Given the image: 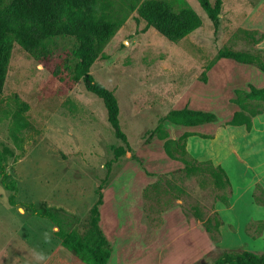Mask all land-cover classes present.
I'll return each mask as SVG.
<instances>
[{"label":"rangeland","instance_id":"374dc122","mask_svg":"<svg viewBox=\"0 0 264 264\" xmlns=\"http://www.w3.org/2000/svg\"><path fill=\"white\" fill-rule=\"evenodd\" d=\"M141 1H107L105 10L119 26L105 44L103 56L91 66L95 80L112 90L117 99L119 124L127 143L114 135L102 100L88 92L82 80H73L74 39L64 35L50 38L49 53L39 58L13 42L0 92V146L7 144L15 152L6 170L16 190L5 188L0 179V264H45V257L60 246L50 219L22 213L17 206L25 210L23 203L44 202L56 209L62 229L76 228L86 234L97 185L109 179L112 184L103 186L100 206L106 237L112 236L116 213L120 221L130 215L141 224L139 217L144 213L155 228L165 212L169 218L163 239L165 255L184 246L177 233V212L186 210L194 216L197 208L202 219L212 217L217 202L227 199L230 190L215 187L206 171L185 176L182 162L166 155L160 139L147 142L159 118L171 108L210 111L217 117L196 126L167 123V130L175 136L194 133L188 138L189 157L214 164L213 156L206 155L213 151L208 147L210 138L219 136L226 143L222 148L228 157L259 151L247 154V168L256 162L251 170L264 183V139L258 137L264 136V111L253 117L252 134L242 125L228 124L237 109L232 101L235 90H245L248 84L264 86V74L256 65L217 57L223 47L264 52V36L260 37L264 33V0H221L216 29L198 0H166L174 10L192 8L201 20L199 27L176 42L145 27L137 15ZM19 107L28 126L17 133L21 141L14 142L10 128ZM126 144V152L107 166L113 148ZM156 180L155 191L150 185ZM147 181L152 183L145 186ZM11 195L17 206L9 204ZM216 216L220 218L219 213ZM221 229L223 235L219 230L213 233L212 257L223 250L264 251L262 205L249 210L245 223L232 221ZM201 232L197 242L204 247L207 242L204 244ZM134 234L135 245L125 246L119 236L112 242L121 254L114 252L116 259L122 257L125 264L143 247L142 231ZM151 248L146 255H153ZM55 252L48 264H63L62 258L66 264L77 262L64 247ZM40 254L44 259H38Z\"/></svg>","mask_w":264,"mask_h":264},{"label":"trees","instance_id":"16d2710c","mask_svg":"<svg viewBox=\"0 0 264 264\" xmlns=\"http://www.w3.org/2000/svg\"><path fill=\"white\" fill-rule=\"evenodd\" d=\"M108 0H0V92L4 86L8 62L10 59L13 42H17L25 51L36 58L49 53L47 47L50 38L57 36H69L76 42L74 51L76 60L72 68L73 80H82L85 89L100 98L106 109V119L111 126L114 135L127 143V136L119 124V105L112 90L95 80L91 73V66L98 57L103 56V48L114 35L119 23L112 20L105 7ZM206 12L208 18L217 28L220 15L221 0L210 3L209 0H198ZM137 15L144 20L145 27H152L170 41H178L200 26L201 20L198 14L189 7L174 10L166 0H143L137 7ZM264 36V33L260 37ZM217 57L230 58L239 63L256 65L264 74V52L255 53L246 50H234L228 47L220 48ZM204 74V71L202 72ZM237 105L228 124L244 126L250 131L254 116L264 111V86L256 87L248 84L245 90L236 89L232 99ZM14 117L10 136L14 142L21 141L17 133L28 126V121L21 115V107ZM217 119L210 111L191 109L188 107L171 108L163 114L154 129L149 142L153 138L162 141L163 149L170 158L180 160L183 164L181 171L185 176L209 174L212 184L217 188L231 189L229 177L222 166L214 165L211 160L198 161L189 157L186 150V139L191 132H183L176 138L170 136L166 128L167 123L184 126H196L212 122ZM2 146V147H1ZM0 146V179L3 186L10 190H16V183L9 179L6 164L14 150L7 144ZM126 147L119 145L113 148V158L107 162L110 166L113 160L118 159L126 152ZM158 179V178H157ZM105 184L99 183L96 188L97 198L89 208L90 229L86 234H81L76 228L62 229L56 209L47 206L46 203H23L25 210L32 215L50 219L54 226V234L60 242V246L73 253L77 262L73 264H106L111 253L108 238L100 228L99 206L102 204V189ZM158 181L150 187L155 191ZM259 190L260 194H256ZM147 190H145L146 196ZM257 204L264 206V190L260 183L255 184L253 192ZM8 202L17 205L13 195ZM224 203L227 199L224 198ZM193 215L202 220L205 230L218 234V227L222 224L217 213L214 216L202 219V215L194 208ZM88 240V241H87ZM58 251V249L56 250ZM58 252L52 253L47 262H51ZM63 264L66 260L62 258ZM69 262V261H68ZM52 264V263H51ZM72 264V263H68ZM210 264H264V251L255 253L248 249L236 251L223 250Z\"/></svg>","mask_w":264,"mask_h":264},{"label":"crops","instance_id":"0c3cea01","mask_svg":"<svg viewBox=\"0 0 264 264\" xmlns=\"http://www.w3.org/2000/svg\"><path fill=\"white\" fill-rule=\"evenodd\" d=\"M260 115V114H258ZM261 115H263L261 113ZM256 117V116H255ZM167 128V124L165 125ZM168 129V128H167ZM255 131V124L253 123L251 130L249 133H253ZM194 133L191 132L190 136H193ZM170 136L172 138H176L178 136H175L170 133ZM190 136L186 139V150L189 153L190 146H189V139ZM261 139H264V136L260 137ZM211 139V143L208 144V147L213 150L210 152L207 157L213 156V162L214 165L219 164L224 168L226 171L230 183H231V189L230 194L227 197V203L224 202H217L215 206V211L219 213L220 218L222 220V224L218 227L219 232L221 235L222 233V227L224 225H228L232 221H238L240 223H245L246 219L248 218V213L250 209L259 208L260 205L257 204L253 197V192L255 188L256 183H260L264 190V183L259 181V178L255 175L254 170H251L252 166L256 164V162L252 163L250 168H247V165H249V160L247 154H255L259 151H248L247 154H245V151L243 154H239V152L235 155H226V152L223 148H225L226 143L223 141L224 139H221L219 136H213ZM223 147V148H222ZM254 152V153H252ZM256 157V156H254ZM202 158V157H201ZM247 160V161H246ZM231 161V162H230ZM251 164V163H250ZM173 172V170H168L166 172ZM170 174V173H169ZM154 182V181H152ZM145 183V186H147L149 183ZM112 184V181H110L106 187L110 186ZM178 200V199H177ZM143 205H144V198L142 199ZM21 202V201H20ZM177 204V203H176ZM142 205V206H143ZM179 205V204H177ZM17 206V205H16ZM101 206V205H100ZM99 206V212H100V228L104 232L103 225H102V214ZM180 206V205H179ZM177 206L178 208H180ZM19 210L22 213H27L28 211H25L24 209L21 210L20 206ZM264 209V206H262ZM117 211V210H116ZM29 213V212H28ZM225 214L227 216H225ZM177 220L176 223L179 224L178 227V234H180V238H182V244H185L182 246L179 250L170 252V255H165V245H164V234H165V227L166 224L169 222V218L167 217L166 213H161V220L160 224L156 225L155 228H151V225L149 222H147L145 214H141V217H139L142 220L141 222H136L133 220L132 217L127 216L124 220L120 221L118 218V213L115 215V221H114V227L112 228L111 238H108L110 246H111V253L107 260L106 264H125V261L121 258L116 259V256L114 254L117 253V250L114 249L115 245L112 243L114 240L119 239L121 237V241L125 246H129L131 243L132 245H135V232L142 231L143 237H144V243H142L143 247L139 249V251L135 252L133 256V259L131 262H127V264H210L214 257H212V251L213 247L215 245V242L213 238L211 237L210 233H208L203 224L202 220L199 218L192 216L189 212L186 210H181V212H177ZM121 219V218H120ZM149 225L146 226V223ZM200 227L201 233L203 234V242H207V245L204 247H199V242H197V236L200 231L198 228ZM55 226L53 224L52 229L53 232L55 230ZM124 229L123 232H121V229ZM116 229L119 231L120 235L117 236ZM151 232V235L148 236L147 232ZM105 234V233H104ZM148 236V238H147ZM60 245V242H59ZM152 247L153 255H146V253L149 251V248ZM61 248V246H59ZM58 248V250H59ZM132 248V247H130ZM57 250V249H56ZM55 250V251H56ZM124 251V250H123ZM127 252V251H126ZM54 253V251L52 252ZM50 253L48 256L45 257V263L47 262L49 256L52 254ZM123 253V252H121ZM121 255V254H119ZM118 256V255H117ZM126 257V256H123ZM112 259V260H111Z\"/></svg>","mask_w":264,"mask_h":264},{"label":"clouds","instance_id":"9594fccd","mask_svg":"<svg viewBox=\"0 0 264 264\" xmlns=\"http://www.w3.org/2000/svg\"><path fill=\"white\" fill-rule=\"evenodd\" d=\"M38 259H40V260L44 259L43 254H40V255L38 256Z\"/></svg>","mask_w":264,"mask_h":264}]
</instances>
